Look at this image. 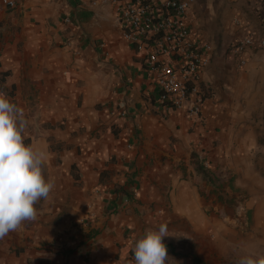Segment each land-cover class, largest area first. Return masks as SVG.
I'll return each mask as SVG.
<instances>
[{
    "label": "crops",
    "instance_id": "1",
    "mask_svg": "<svg viewBox=\"0 0 264 264\" xmlns=\"http://www.w3.org/2000/svg\"><path fill=\"white\" fill-rule=\"evenodd\" d=\"M187 1L193 42L211 46L200 120L158 107L111 0L0 11V92L23 109L24 142L55 182L37 218L0 238V264H135L134 241L161 223L167 264H211L193 244L223 246L210 236L227 206L264 208V50L232 53L264 38V0Z\"/></svg>",
    "mask_w": 264,
    "mask_h": 264
},
{
    "label": "built area",
    "instance_id": "2",
    "mask_svg": "<svg viewBox=\"0 0 264 264\" xmlns=\"http://www.w3.org/2000/svg\"><path fill=\"white\" fill-rule=\"evenodd\" d=\"M111 2L123 38L142 57L146 71L158 87V107L187 110L190 118L200 120L206 96L199 85V75L210 64L211 46L207 44L202 49L191 38L186 18L192 1ZM16 6V0H0V11ZM252 49L264 50V38H244L233 46L232 53L241 56ZM181 264L206 263L192 259Z\"/></svg>",
    "mask_w": 264,
    "mask_h": 264
},
{
    "label": "clouds",
    "instance_id": "3",
    "mask_svg": "<svg viewBox=\"0 0 264 264\" xmlns=\"http://www.w3.org/2000/svg\"><path fill=\"white\" fill-rule=\"evenodd\" d=\"M27 126L23 109L0 92V238L34 221L38 216L35 205L47 200L55 187L54 180L43 173L46 153L24 142ZM167 236L165 223L158 230H145L134 241L135 264H167ZM237 264H264V254L242 256Z\"/></svg>",
    "mask_w": 264,
    "mask_h": 264
},
{
    "label": "rangeland",
    "instance_id": "4",
    "mask_svg": "<svg viewBox=\"0 0 264 264\" xmlns=\"http://www.w3.org/2000/svg\"><path fill=\"white\" fill-rule=\"evenodd\" d=\"M228 204H230L228 202ZM235 206H227L232 213V218L225 220V226L217 233L212 234L210 239L218 242L220 249L209 254L207 245L193 244L202 251V256L211 264H237L238 260L245 255L259 256L264 254V208L255 210L238 209ZM258 213V214H257ZM259 215V217H258ZM257 218L258 221H257ZM222 246V247H221ZM181 259V256H180Z\"/></svg>",
    "mask_w": 264,
    "mask_h": 264
}]
</instances>
